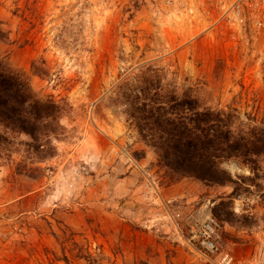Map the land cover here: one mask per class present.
Listing matches in <instances>:
<instances>
[{"label": "rangeland", "instance_id": "374dc122", "mask_svg": "<svg viewBox=\"0 0 264 264\" xmlns=\"http://www.w3.org/2000/svg\"><path fill=\"white\" fill-rule=\"evenodd\" d=\"M231 3L0 0V58L67 104L52 142L0 147V264H218L189 241L208 213L235 264H264V154L223 161V183L172 171L127 99L151 64L154 79L263 122L264 0Z\"/></svg>", "mask_w": 264, "mask_h": 264}, {"label": "trees", "instance_id": "16d2710c", "mask_svg": "<svg viewBox=\"0 0 264 264\" xmlns=\"http://www.w3.org/2000/svg\"><path fill=\"white\" fill-rule=\"evenodd\" d=\"M6 37L0 28V38ZM157 72L154 65L143 66L138 75L140 92L130 91L127 99L143 138L170 170L223 183L232 179L223 161L241 158L257 165L264 154V121H245L237 108L206 105L195 86L164 84L153 78L154 73L163 74ZM66 110L65 102L41 96L24 71L0 58V147L11 150L24 133L35 148L52 142L63 128ZM40 151L44 158L54 155L56 148Z\"/></svg>", "mask_w": 264, "mask_h": 264}, {"label": "built area", "instance_id": "2783aa9c", "mask_svg": "<svg viewBox=\"0 0 264 264\" xmlns=\"http://www.w3.org/2000/svg\"><path fill=\"white\" fill-rule=\"evenodd\" d=\"M251 0H232L230 8L240 7ZM258 1L259 0H255ZM196 220L190 226L189 241L207 253L210 259L218 264H235L236 257L221 243L220 223L213 213H208L202 218L201 223Z\"/></svg>", "mask_w": 264, "mask_h": 264}]
</instances>
